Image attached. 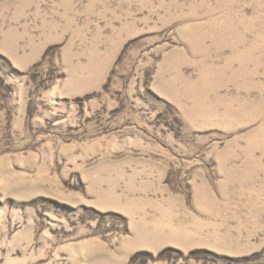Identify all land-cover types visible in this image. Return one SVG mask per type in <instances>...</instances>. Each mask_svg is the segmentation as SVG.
I'll return each mask as SVG.
<instances>
[{"label":"rangeland","instance_id":"374dc122","mask_svg":"<svg viewBox=\"0 0 264 264\" xmlns=\"http://www.w3.org/2000/svg\"><path fill=\"white\" fill-rule=\"evenodd\" d=\"M0 264H264V0H0Z\"/></svg>","mask_w":264,"mask_h":264}]
</instances>
